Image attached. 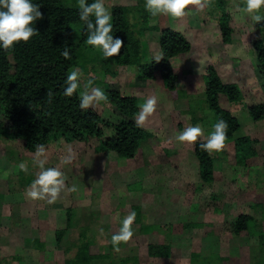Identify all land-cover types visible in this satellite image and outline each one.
Listing matches in <instances>:
<instances>
[{
    "label": "rangeland",
    "instance_id": "374dc122",
    "mask_svg": "<svg viewBox=\"0 0 264 264\" xmlns=\"http://www.w3.org/2000/svg\"><path fill=\"white\" fill-rule=\"evenodd\" d=\"M116 3L130 7V17L138 22L136 29L149 28L147 24L158 26L145 34L136 32L144 61L161 53V28L173 27L187 35L191 49L171 59L179 75L176 88L140 79L136 65H119L116 76L103 75L99 69L84 73L74 67L83 74L82 90L84 82L98 76L103 82H93V87L106 91L103 83L107 82L111 88L136 95L139 105L155 95L157 110L144 127L152 136L135 157L99 150L97 139L67 142L58 138L46 145V167H60L67 177L66 185L78 188L74 193L62 192L50 205L25 195L38 170L33 165L36 150L26 149L21 139L1 137L0 264H65L76 254L82 232L92 240L91 253L108 254L94 257L92 264H123L122 260L124 264H264L260 261L264 249L258 248L256 237L264 229V219L252 207L255 200H264V119L254 120L248 110L250 102L264 101V75L252 44L254 38H264V29L253 24L247 14L236 11L233 0H225L234 28L232 41L227 43L212 8L202 13L193 8L183 20L163 15L153 18L148 13L146 22L145 0H105V7L111 12ZM211 63L224 81L252 92V97L239 101L221 96V103L241 123L236 135L245 133L257 139L258 155L250 167H244L238 164L233 143L228 140V150L213 153L215 178L205 183L200 179L194 147L179 143L175 136L195 125L202 127L205 135L213 131L215 118L207 107L203 75ZM95 109L104 122L117 123L122 117L111 102H101ZM113 129L105 125L103 130L110 135ZM69 147L76 159L61 165L60 158ZM21 162L27 163V174L19 170ZM132 211L141 214L133 224L134 236L128 244H121L117 253L111 235ZM240 212L257 218L246 236H238L229 226ZM60 228L65 232L58 239ZM151 244H168L170 254L152 253Z\"/></svg>",
    "mask_w": 264,
    "mask_h": 264
},
{
    "label": "trees",
    "instance_id": "16d2710c",
    "mask_svg": "<svg viewBox=\"0 0 264 264\" xmlns=\"http://www.w3.org/2000/svg\"><path fill=\"white\" fill-rule=\"evenodd\" d=\"M87 2L90 4L93 0ZM32 3L40 5L43 13V19L37 20L33 25L39 34L28 43L20 42L13 51L5 52L0 48V138L12 136L21 139L28 150H37V145L46 146L58 138L67 142H90L97 139L99 150L114 151L120 157L138 155L143 142L152 136L146 128H138L134 124V117L139 111L138 97L126 94L119 88H111L107 82L103 83L107 85L105 92L115 112L122 115L117 123L104 122L96 109H80L81 88L73 97L63 95L66 76L74 67L80 68L84 73L99 69L103 75L116 76L119 65H136L140 79L152 83L160 81L166 89H175L179 75L175 72L171 59L191 49L192 43L187 35L173 27L161 28L159 44L162 59L157 62L153 56L144 61L140 38L136 32L138 30L145 34L147 29L155 30L158 26L147 24L149 28L136 29L138 22L130 17V7L116 3L110 9L113 17L112 35L122 39L124 46L119 56L103 59L98 51L86 44V25L79 19L77 0L74 3L65 0H32ZM215 3L212 9L216 11L215 19L219 23L222 39L226 43L231 42L234 30L232 14L227 10L225 0H217ZM143 15L148 22V12L145 11ZM134 16L138 19V16ZM91 19L94 22L95 18ZM258 24L260 29H264V21ZM252 41L258 66L264 75V38L256 37ZM65 48L69 50L71 59H65L61 55ZM203 75L207 107L215 118L213 125L220 119L227 121L228 140L233 143L236 160L238 164L250 167L258 155V141L249 134L236 135L241 123L237 116L222 106L221 96L239 101L252 97V92L235 82L224 81L213 63L206 67ZM95 77L94 83L103 82L102 78ZM48 90L53 92L51 102L46 97ZM248 110L254 120L264 119V101L250 102ZM197 119L193 118V121ZM105 125L114 128L110 135H105ZM194 151L201 181H213L214 155L209 156L198 144ZM252 207L259 210L261 219H264V200H255ZM140 215L136 211L137 221ZM255 221V215L240 212L230 221L229 226L238 236H246L250 234V225ZM64 232L65 228L58 229L57 238L60 239ZM256 237L260 242L258 248L264 249V229ZM91 242L86 232H82L76 254L66 259L65 264H92L94 257L108 256L91 253ZM149 248L157 255L170 254L168 244H151ZM260 261L264 262V258ZM121 262L124 264L126 261Z\"/></svg>",
    "mask_w": 264,
    "mask_h": 264
},
{
    "label": "clouds",
    "instance_id": "9594fccd",
    "mask_svg": "<svg viewBox=\"0 0 264 264\" xmlns=\"http://www.w3.org/2000/svg\"><path fill=\"white\" fill-rule=\"evenodd\" d=\"M214 6V0H145V10L155 18L158 16H170L173 20H183L189 14L191 9L196 12H204L205 9H211ZM236 11L247 14L253 21V24L264 21V0H233L232 5ZM79 10V19L86 25V44L98 51L103 59H109L121 54L124 41L120 38H114L112 13L105 7V0H93L88 3L87 0H77ZM94 17V22L91 19ZM43 19V13L40 11V5L32 3V0H0V48L5 52L15 49L20 42L28 43L32 37L39 34L38 29L33 27L37 20ZM65 59H71L67 48L61 53ZM163 54H155L153 59L159 62ZM82 72L78 69L71 70L66 76L63 95L73 97L79 88H81ZM96 77L91 76L83 84V90L79 94V107L87 111L90 107L95 108L103 102L109 105V97L100 87H93V81ZM46 97L49 102L53 97V92L48 90ZM158 99L151 95L139 105V113L134 117V124L138 128H144L157 110ZM227 121L220 119L213 125V131L205 135L202 127L199 125L188 126L182 132L175 136L179 143L195 147L197 144L200 149L209 156L213 153H221L229 148L228 144ZM36 153L33 158V165L38 170L35 179L30 187L26 189V198L31 201H43L46 204L56 203L61 198V193H74L78 191L75 184L71 187L66 185L67 177L60 167H46L48 162L47 151L43 144L36 146ZM76 153L71 147L67 149L66 155L61 156V165H67L74 162ZM20 171L28 173V165L21 162L18 165ZM136 219L134 211L124 217L122 225L117 232L111 235V244L115 252L120 251L121 244H128L133 236V224ZM101 235L104 230L100 229Z\"/></svg>",
    "mask_w": 264,
    "mask_h": 264
}]
</instances>
